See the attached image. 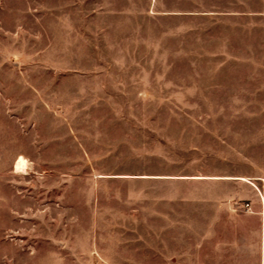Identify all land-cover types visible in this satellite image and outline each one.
Segmentation results:
<instances>
[{
	"label": "rangeland",
	"instance_id": "1",
	"mask_svg": "<svg viewBox=\"0 0 264 264\" xmlns=\"http://www.w3.org/2000/svg\"><path fill=\"white\" fill-rule=\"evenodd\" d=\"M0 264H264V0H0Z\"/></svg>",
	"mask_w": 264,
	"mask_h": 264
},
{
	"label": "bare ground",
	"instance_id": "2",
	"mask_svg": "<svg viewBox=\"0 0 264 264\" xmlns=\"http://www.w3.org/2000/svg\"><path fill=\"white\" fill-rule=\"evenodd\" d=\"M27 168V160L25 158H18L15 162V172L25 173Z\"/></svg>",
	"mask_w": 264,
	"mask_h": 264
}]
</instances>
